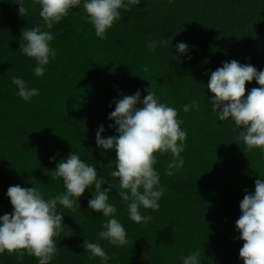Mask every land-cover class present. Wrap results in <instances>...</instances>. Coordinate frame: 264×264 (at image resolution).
Returning <instances> with one entry per match:
<instances>
[{"label":"trees","instance_id":"1","mask_svg":"<svg viewBox=\"0 0 264 264\" xmlns=\"http://www.w3.org/2000/svg\"><path fill=\"white\" fill-rule=\"evenodd\" d=\"M17 7L13 0H0V214L13 207L5 195L11 184H33L45 198L63 191L62 178L53 180L49 173L74 150L94 164L98 175L111 179L112 215L124 226L127 242L111 244L97 236L107 217L88 208L95 191L89 185L78 197L80 209L57 204L65 225L53 236L57 252L47 264H99L100 257L89 256L82 247L84 238L101 244L109 264H181V257L194 249H199L201 264H243V240L237 238L234 221L244 190L252 191L258 174L264 176V158L258 146L244 144L230 120L214 116L206 84L222 61L251 63L257 71L264 67V0H139L119 9V18L103 38L84 19L82 3L70 6L47 29L53 33L49 43L55 56L40 76L32 72L34 58L18 48L21 30L42 23L40 5L26 0L22 16ZM153 39L158 43L150 49ZM177 41L186 42V52L176 51ZM11 75L22 76L39 92L22 99ZM253 86L259 87L255 78L245 81L244 95ZM148 88L158 101L177 109L186 137L183 164L170 174L164 169L171 154L153 153L164 192L158 208H139L150 219L137 222L128 217L126 203L116 193L118 178L106 172L115 151L100 149L94 137L100 124L102 136L115 134L114 121L107 117L114 98L136 89L142 98ZM193 98L199 108L183 111L182 104ZM0 264H37V257L25 251L17 259L16 250H5Z\"/></svg>","mask_w":264,"mask_h":264},{"label":"clouds","instance_id":"2","mask_svg":"<svg viewBox=\"0 0 264 264\" xmlns=\"http://www.w3.org/2000/svg\"><path fill=\"white\" fill-rule=\"evenodd\" d=\"M13 2L18 5L19 15L27 12L26 0ZM38 3L42 23L23 28L20 33L22 42L18 47L22 53L34 58L32 72L36 76L44 73L49 57L55 56V49L49 43L53 33L47 29L66 15L70 6L82 3L86 13L84 19L90 21L95 35L103 38L105 30L119 18V9L139 4V0H38ZM157 43L153 39L148 42V47L155 49ZM167 43L169 46V41ZM175 47L178 53H184L188 45L177 41ZM253 78L259 87H251L244 95L245 81ZM9 79L24 100L39 92L38 88L28 86L22 76L11 75ZM206 87L212 93L207 102L214 116L220 121L230 120L231 127L238 129L244 144L248 148L258 146L260 157L264 158V67L257 71L251 63H241L236 59L222 61L220 66L211 70ZM114 99L115 106L107 117L114 121L115 134L102 136L104 125L100 124L95 130V144L102 150L115 151L114 161L110 159L105 165L106 172L108 177L118 178L116 193L126 203L128 217L137 222L147 221L150 217L142 215L139 208H158V198L164 192V186L159 184V172L153 167L156 162L153 153L171 154L172 158L164 169L166 174H170L173 168L183 164L180 153L184 148L186 131L180 127L177 109L158 101L149 88L142 98L140 89H136ZM199 103L193 98L181 107L187 112L190 107L198 109ZM108 127H113V124L109 123ZM53 169L49 173L51 178L60 177L63 183V191L55 195L45 198L33 184L30 187L11 184L6 188L5 195L13 207L10 213L0 214V252L16 250L17 259H21L26 251L37 257V264H47L57 252V241L53 236L65 225L57 204L80 209L78 197L89 185H93L95 191H91L92 195L87 200L88 208L99 210L107 217L97 236L106 238L111 244H125V228L117 216L112 215L116 212V205L109 202L108 193L113 187L111 179L105 180L103 173L98 175L94 164L81 159L80 153L74 150H69L64 158L59 159ZM259 177L264 176L258 174L252 191L244 190L239 201L240 215L234 221L239 231L237 238L243 240L239 248L243 264H264V180ZM102 183L108 186L102 187ZM82 247L89 250V256H99V264H109L108 254L98 241L84 238ZM181 264H201L199 249L183 255Z\"/></svg>","mask_w":264,"mask_h":264}]
</instances>
